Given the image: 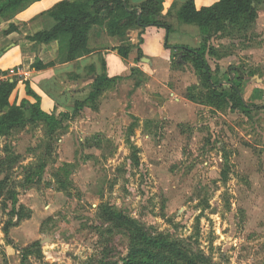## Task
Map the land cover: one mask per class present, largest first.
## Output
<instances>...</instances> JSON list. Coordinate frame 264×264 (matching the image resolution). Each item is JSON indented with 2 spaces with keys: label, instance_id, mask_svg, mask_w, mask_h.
Segmentation results:
<instances>
[{
  "label": "rangeland",
  "instance_id": "obj_1",
  "mask_svg": "<svg viewBox=\"0 0 264 264\" xmlns=\"http://www.w3.org/2000/svg\"><path fill=\"white\" fill-rule=\"evenodd\" d=\"M253 27L212 34L208 46L216 48L213 38L219 51L207 55L214 88L235 84L249 109L233 111L175 52L168 85L181 83L174 88L186 98L182 105L171 93L154 95L159 103L141 117L121 108L101 113L99 97L58 114L54 129L38 120L0 136V159L18 157L0 172V181L8 177L0 194V264H21L35 243L27 264L121 261L131 232L112 220L113 211L149 233L184 240L211 264H264V65L239 55L259 45ZM7 30L9 24L0 34ZM190 37L171 32L172 39ZM219 52L237 54L230 66L238 69L222 71ZM143 75L133 73L136 82Z\"/></svg>",
  "mask_w": 264,
  "mask_h": 264
},
{
  "label": "trees",
  "instance_id": "obj_2",
  "mask_svg": "<svg viewBox=\"0 0 264 264\" xmlns=\"http://www.w3.org/2000/svg\"><path fill=\"white\" fill-rule=\"evenodd\" d=\"M36 1L40 0H0V17L12 19L18 12ZM166 3L167 0H143L138 3L133 0H61L42 13L52 21L51 26L27 37L35 43L58 41V57L49 63L38 60L32 64V68L44 69L56 63L74 61L91 53L89 41L91 30L95 25L102 26L110 36L118 38L125 36L130 30H138L139 42L134 47L138 49V59H140L144 56L140 45L143 43L142 35L145 29L156 26L172 32L175 30L173 20L176 19L180 24L196 25L203 36L198 48L187 45L175 46L181 49L182 59L193 62L201 78L210 84L212 92L220 99L230 102L233 111L249 109L239 87L235 84L231 85L230 91L220 92L214 88L217 84L212 82L207 54H215V49L213 46H208V39L212 34L222 32L227 27L233 28L238 33L247 31L254 26L264 0H218L201 8H197L195 0H186L181 5L173 1L165 10ZM12 31L19 30L11 23L5 33ZM117 48L119 54L126 58L132 50V45ZM135 71L136 69L133 68L132 72ZM113 80L104 76L96 78L89 96L84 101H76L75 112L86 103L94 105ZM17 83L16 77L0 81V136L27 122L38 120H45L54 129L60 119L59 115H69L64 112L56 115L55 111L49 114L42 110L41 98L31 88L28 80L24 81L26 92L36 101L32 103L28 99H23L18 105L12 104L10 97ZM27 110L30 111L29 115ZM8 155L0 159V172L8 170L18 160V157ZM7 179L8 177L5 176L0 181V194ZM15 202L16 199L13 203ZM111 216L119 226L131 232L130 247L121 261L104 259L100 264H211L202 250L191 247L184 240L162 232L149 233L122 212L113 211ZM37 244L23 250L21 264H27L29 255L34 253L32 247Z\"/></svg>",
  "mask_w": 264,
  "mask_h": 264
},
{
  "label": "crops",
  "instance_id": "obj_3",
  "mask_svg": "<svg viewBox=\"0 0 264 264\" xmlns=\"http://www.w3.org/2000/svg\"><path fill=\"white\" fill-rule=\"evenodd\" d=\"M59 1L61 0L36 1L8 21L0 17V29L6 24L12 23L19 30L0 34V70L8 72L14 69L15 74L12 77L18 79L17 86L10 97L11 103L18 105L23 99H28L32 103L36 101L26 92L24 81L28 80L31 88L41 98L42 110L49 114L55 111L56 115L61 112L72 113L75 108L74 101H84L91 92V90L87 92L83 88L91 85L96 78L102 76L114 80L100 96L102 101L99 112L101 113L113 111L115 113L121 108L124 113H135L140 114L141 117H147L149 112L154 110V104L159 103L154 100V95L158 97L159 94L168 97L171 93L174 95V100L177 101L178 106L186 103V98L182 97L180 89L174 88L181 83L178 84L177 82L171 88L168 85L172 75V55L175 52L179 53V58L182 59L181 49L175 46L187 45L198 48L203 41V36L198 27L180 24L176 19L173 20L174 28L187 32L191 36V41L178 40L179 38L172 39L171 32L166 29L149 26L142 35L143 43L140 45L144 56L138 59V49L134 47L139 42L138 30H130L125 36L118 38L110 36L102 26L95 25L90 34L91 53L74 61L56 63L44 69L32 68V64L38 60L49 63L58 57V41L35 43L27 37L38 30L51 26L52 21L42 13L52 8ZM133 1L138 3L143 0ZM173 1L181 5L186 0H167L165 10ZM216 1L218 0H195V3L197 8H201ZM253 28L259 36V45L257 47L247 46L246 49L239 52V55L250 64L262 63L261 65H264V8L262 6L259 8ZM212 41L216 47L215 51H219V43L215 42L213 38ZM129 45H132V50L128 57L124 58L119 54L117 47ZM219 55L222 57H216V59L220 60L219 62L222 64V71H224V66L234 70L238 69L235 68L236 65L234 64L230 66L231 62H238L239 56L237 54L230 52ZM133 68L136 71H142L144 74L142 82L138 81L137 85L133 77ZM79 87L81 90L77 91L76 88ZM12 98L13 100H11ZM169 101V99L166 102L161 100L162 104H165L166 111ZM56 107H58V111Z\"/></svg>",
  "mask_w": 264,
  "mask_h": 264
},
{
  "label": "built area",
  "instance_id": "obj_4",
  "mask_svg": "<svg viewBox=\"0 0 264 264\" xmlns=\"http://www.w3.org/2000/svg\"><path fill=\"white\" fill-rule=\"evenodd\" d=\"M15 74V70L11 69L8 72L5 70H0V81L9 78Z\"/></svg>",
  "mask_w": 264,
  "mask_h": 264
},
{
  "label": "water",
  "instance_id": "obj_5",
  "mask_svg": "<svg viewBox=\"0 0 264 264\" xmlns=\"http://www.w3.org/2000/svg\"><path fill=\"white\" fill-rule=\"evenodd\" d=\"M143 59H146V58H143ZM29 113H30V111H29V110H27V115H29Z\"/></svg>",
  "mask_w": 264,
  "mask_h": 264
}]
</instances>
